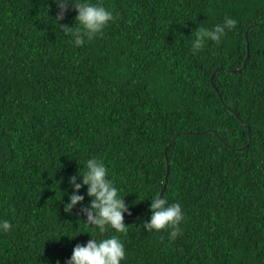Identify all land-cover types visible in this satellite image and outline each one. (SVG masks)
<instances>
[{
  "label": "trees",
  "instance_id": "1",
  "mask_svg": "<svg viewBox=\"0 0 264 264\" xmlns=\"http://www.w3.org/2000/svg\"><path fill=\"white\" fill-rule=\"evenodd\" d=\"M81 2L113 20L77 47L53 0H0V264H66L113 235L121 264H264V0ZM225 17L236 27L194 52ZM93 158L126 234L85 224L87 186L64 211ZM157 198L181 207L174 241L143 229Z\"/></svg>",
  "mask_w": 264,
  "mask_h": 264
},
{
  "label": "clouds",
  "instance_id": "2",
  "mask_svg": "<svg viewBox=\"0 0 264 264\" xmlns=\"http://www.w3.org/2000/svg\"><path fill=\"white\" fill-rule=\"evenodd\" d=\"M53 3L58 8L53 21L66 35H71L74 38V44L77 47L83 45L86 40H93L113 20L112 13L102 5H93L88 2H81V0H75V2L53 0ZM69 4L77 13L75 24L72 27L59 24L64 19ZM236 24L235 19L225 17L222 24H218L212 29L197 28L192 33L195 37L192 42L193 51H199L208 41L219 44L226 34V30L235 28ZM107 176L108 171L101 161L95 158L89 159L86 164V171L82 175L76 174L69 179L73 192L69 196V203L64 206V211L70 213L73 206L84 200V196L76 193L82 186H87L86 195L92 200L87 207L81 209L86 216L85 224L96 228L101 234H105L109 229L116 233L126 234L127 226L123 223V216L128 211V205L124 203V197L118 196L117 188L107 179ZM78 177H82L81 183L76 182ZM151 201L149 210L152 215L149 222L143 223V229L157 232L169 229V240L174 241L180 235L178 226L184 219L180 205H167L166 199L163 198ZM128 214L131 215L130 212ZM10 228L11 225L8 221L0 223V230L7 232ZM124 259V246L121 240L113 235L99 240L90 237L86 245L77 244L66 264H121Z\"/></svg>",
  "mask_w": 264,
  "mask_h": 264
},
{
  "label": "water",
  "instance_id": "3",
  "mask_svg": "<svg viewBox=\"0 0 264 264\" xmlns=\"http://www.w3.org/2000/svg\"><path fill=\"white\" fill-rule=\"evenodd\" d=\"M245 35H246V33H245ZM247 57L248 56H246V59H245V61L247 60ZM243 66H245V62L243 63ZM241 70H238V72H240ZM235 72V71H234ZM212 78L213 77H211V80H212ZM166 161V173H165V182H166V177H167V175H168V161H167V159L165 160ZM165 188V185H164V187H163V189ZM163 189H162V191H163ZM162 191H161V193H162Z\"/></svg>",
  "mask_w": 264,
  "mask_h": 264
}]
</instances>
